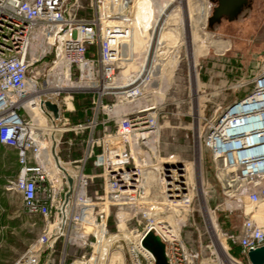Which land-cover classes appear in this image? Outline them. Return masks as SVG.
Returning <instances> with one entry per match:
<instances>
[{
  "label": "built area",
  "instance_id": "2783aa9c",
  "mask_svg": "<svg viewBox=\"0 0 264 264\" xmlns=\"http://www.w3.org/2000/svg\"><path fill=\"white\" fill-rule=\"evenodd\" d=\"M84 1L0 0V146L15 152L18 166L5 191L18 195L24 213L41 223L14 264H101L112 236L110 220L115 238L125 230L129 236L124 258L113 256L109 264H157L143 246L148 233L165 245L168 264H250L249 252L264 246V222L242 206L238 234L222 235L226 244L239 247L243 260L230 255L228 247L230 263L213 254L200 261L192 243L197 201L204 203L208 224L214 220L219 228L216 209L208 205L212 187L202 172L197 191L194 136L191 161L162 156L159 108L135 101L147 92L151 73L141 67L122 80L126 63L135 58L130 44L134 0H89L86 7ZM161 48L159 60L166 57ZM178 58L180 66V52ZM252 82L244 98L202 117L198 144L211 154L226 198L259 207L264 202V64ZM86 94L93 96L92 118L85 127L72 126L74 97ZM109 99L114 102L106 103ZM47 102L57 106V119ZM119 105L124 112L114 114ZM98 126L102 134L96 141L92 135L81 141L86 150L78 161L59 157L61 145L74 144L72 138L64 142L65 135L77 138ZM88 162L92 170L86 171ZM97 179L101 188L89 193ZM187 225L192 231L185 234Z\"/></svg>",
  "mask_w": 264,
  "mask_h": 264
},
{
  "label": "rangeland",
  "instance_id": "374dc122",
  "mask_svg": "<svg viewBox=\"0 0 264 264\" xmlns=\"http://www.w3.org/2000/svg\"><path fill=\"white\" fill-rule=\"evenodd\" d=\"M88 3L89 0L83 2L85 7L88 6ZM191 5L194 17L192 24L197 31L195 51L197 52V49L200 48V54H196L197 78L194 79L190 73L189 52L186 41H184L185 31L181 22V12H179L180 14L172 17L166 26L181 31L179 37L181 64L167 77L166 82L170 83L169 90L164 97H159L161 99H157L151 91H147L143 95H138L135 100L137 105L150 102L159 108L162 156L176 155L183 160L190 161L193 155V136L197 138L198 146L200 133L205 124L202 117L210 116L216 108L224 109L249 94L254 88L252 81L264 64V0H248V3L243 5L233 19H230V16L224 11L219 10L218 0H191ZM88 14L89 11L83 13L85 16ZM230 64H233V67ZM41 67L45 69L46 63H43ZM80 96H83V99L78 101L81 108L79 110L76 106L78 102H76L77 96H75L76 111L70 115V118L72 126L82 123L85 127L87 121L92 118L93 96L91 94ZM112 102H114L112 99L106 101V103ZM126 108L128 109V107ZM124 109L123 107L122 112ZM200 112L201 117H199ZM98 117L99 120L103 118L101 112ZM102 130L101 126L84 129L78 133L77 138L74 133L65 135L64 142L67 141V137L72 138L74 144L72 147H68L66 144L61 145L57 149L59 157L65 160L68 157L80 158L82 152L86 150V143L81 141L86 140L89 135H92L96 141L102 134ZM60 136L59 133L55 135L56 138ZM198 148L200 149V147ZM98 151L99 148L95 145L94 152L98 153ZM201 161L205 177L203 179H208L212 187L208 205L210 208L216 209L219 224L217 233L237 235L241 225V212L237 210L238 208H226L227 202L237 201L230 200L224 195L220 183L215 178L214 164L208 151L201 150ZM75 166L76 164H67L70 169ZM86 169V171L92 170L90 162L87 163ZM17 171L15 152L0 146V264H14L27 250L31 241L35 239L41 225L38 220L30 218L24 213L18 195L5 191L7 181L15 178ZM201 178L200 172L197 170L198 192L202 189ZM101 185L100 179L95 180L89 193L99 190ZM239 200L244 202L241 206L248 211V202L244 199ZM258 209L259 207L251 205L252 211ZM202 216L205 217V220ZM259 217V214L255 216L258 220ZM33 224H35L34 228ZM207 224L206 213L197 201V232L194 231L191 236L195 248L201 252L200 261L207 262L206 260L210 259L213 254L218 256L220 263H226L211 234L212 229ZM109 226L112 236L108 237L103 247L101 264H109L113 256L124 258L126 243H128L126 237L129 236L128 230L115 238L114 235L117 231L113 220H110ZM190 228V225H187V228L184 229L185 234L192 231ZM227 246L231 250L233 246L239 248L231 242H227ZM229 254L233 256L231 251ZM233 257L243 260L242 255Z\"/></svg>",
  "mask_w": 264,
  "mask_h": 264
},
{
  "label": "bare ground",
  "instance_id": "6f19581e",
  "mask_svg": "<svg viewBox=\"0 0 264 264\" xmlns=\"http://www.w3.org/2000/svg\"><path fill=\"white\" fill-rule=\"evenodd\" d=\"M179 11L181 12V22L185 31L184 41H186L189 52L190 73L192 77L196 79V56L200 54V48L197 49V52L195 51V46H197V31H195L192 24L194 17L191 0H134L135 22H137V24L134 25L130 44L131 52L134 54L135 58L133 62L129 61L126 63L122 70L121 77L122 80L126 79L131 72L143 67L142 70L148 71L152 75V79L145 90L151 91L157 99L160 96H165L170 88V83L166 82L167 77L170 72H174L179 67L178 56L181 45L179 37L181 36V31L166 27L167 22H169L172 17L179 14ZM161 47L165 49L164 54L166 57H164L163 60H159L157 55V49H162ZM171 50L173 51L171 52ZM67 103L69 109L72 110L73 105L70 103L69 99H67ZM122 108L123 106L121 105L116 106L114 114L122 112ZM199 117H201V112ZM197 147H199V145ZM197 168L201 174L202 161L201 150L199 148L197 149ZM243 203L244 202L241 200L237 202H227L226 208L237 209L243 205ZM202 210L205 211L204 205H202ZM247 210V212H253L249 203L247 204ZM254 213L255 216L259 214V221L264 222V202L259 205V209L255 210ZM121 228H124V224L121 225ZM210 228L212 229L211 234L220 248L222 256L224 259L228 260V246L225 242V238L217 233V229L219 228L214 220L213 223L210 224ZM98 255L99 251L97 252V258L95 260L98 259ZM227 262L230 263L229 260Z\"/></svg>",
  "mask_w": 264,
  "mask_h": 264
},
{
  "label": "water",
  "instance_id": "95a60500",
  "mask_svg": "<svg viewBox=\"0 0 264 264\" xmlns=\"http://www.w3.org/2000/svg\"><path fill=\"white\" fill-rule=\"evenodd\" d=\"M218 2L220 5L219 10H221V12L224 11L225 14L230 16V19H233L237 16L243 5L248 3V0H218ZM45 107L54 114L56 119L58 118L59 110L56 105L47 102L45 103ZM68 181L69 185L72 187L73 180L70 178ZM143 246L154 254L157 264H168L165 245L161 242L159 237L155 236L153 233H148L143 240ZM248 260L250 264H264V246L250 251Z\"/></svg>",
  "mask_w": 264,
  "mask_h": 264
},
{
  "label": "trees",
  "instance_id": "16d2710c",
  "mask_svg": "<svg viewBox=\"0 0 264 264\" xmlns=\"http://www.w3.org/2000/svg\"><path fill=\"white\" fill-rule=\"evenodd\" d=\"M231 65V67H233V64H230ZM246 96V95H245ZM244 96V97H245ZM244 97H242V98H244ZM241 98V99H242ZM81 99H83V96H77V98H76V102H78L79 100H81ZM240 100V99H239ZM76 106L78 107V109L80 110V105H79V102H78V105L76 104ZM81 116H83L82 114H81ZM76 124H78V123H76ZM18 167V166H17ZM89 170V169H88ZM232 244V243H231ZM231 252H232V254H233V256H236V257H240V249L239 248H237L236 246H233L232 247V250H231Z\"/></svg>",
  "mask_w": 264,
  "mask_h": 264
},
{
  "label": "crops",
  "instance_id": "0c3cea01",
  "mask_svg": "<svg viewBox=\"0 0 264 264\" xmlns=\"http://www.w3.org/2000/svg\"><path fill=\"white\" fill-rule=\"evenodd\" d=\"M71 159H72V161H78L80 158H78V159H75V158H74V159H73V158L71 157ZM77 168H78V165H76L75 168H71V169L69 168V169H70V170H76Z\"/></svg>",
  "mask_w": 264,
  "mask_h": 264
}]
</instances>
